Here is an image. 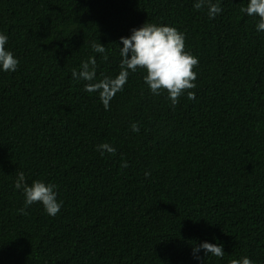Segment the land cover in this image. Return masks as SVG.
I'll list each match as a JSON object with an SVG mask.
<instances>
[{
    "label": "trees",
    "instance_id": "trees-1",
    "mask_svg": "<svg viewBox=\"0 0 264 264\" xmlns=\"http://www.w3.org/2000/svg\"><path fill=\"white\" fill-rule=\"evenodd\" d=\"M247 2L219 0L210 19L195 0H0L19 61L0 70V264H264V32ZM146 22L184 33L195 99L173 107L138 70L105 110L72 70L93 57L96 81L114 78L120 38ZM21 171L56 186V216L20 214ZM203 242L224 257L194 259Z\"/></svg>",
    "mask_w": 264,
    "mask_h": 264
},
{
    "label": "clouds",
    "instance_id": "clouds-1",
    "mask_svg": "<svg viewBox=\"0 0 264 264\" xmlns=\"http://www.w3.org/2000/svg\"><path fill=\"white\" fill-rule=\"evenodd\" d=\"M193 7L196 10L207 8V15L214 19L223 9L219 0H195ZM250 17L258 18L255 25L256 31L264 32V0H248L246 7L240 9ZM8 37L0 33V70L4 72H15L19 61L13 53L6 49L5 45ZM119 48L120 71L114 77L104 76L96 81V60L90 57L82 62L80 70H72V77L76 80H83L84 90L87 92H97L99 99L105 110H109L110 101L116 93L123 90L127 83L129 72L135 73L142 70L145 74L143 82L147 85L149 91L154 95H160L167 92V98L171 101L173 107L178 104L179 98L187 93L189 100L195 99V93L190 91L196 87L195 81L197 73L195 68L199 64L196 56L186 50L185 35L175 27L157 26L152 23H144L139 28H133L130 36L121 37ZM91 48L94 52L104 54L105 46L99 42H93ZM107 59V56H104ZM131 130L138 132V124H131ZM97 150L103 155L104 152L115 155L116 149L108 143H101ZM122 168H127V162L121 164ZM150 172H145V176H150ZM16 189L22 190L24 197V207L19 209L20 214H26L25 209L35 203L42 205L43 210L48 216H56L62 206V202L57 201L56 186L54 184H45L40 180H34L29 185L26 183L25 174L21 171L17 173L14 182ZM203 250L204 255L223 258L224 251L222 244L203 242L193 247V258L200 259L197 255ZM230 264H253V262L243 257L241 259H232Z\"/></svg>",
    "mask_w": 264,
    "mask_h": 264
}]
</instances>
